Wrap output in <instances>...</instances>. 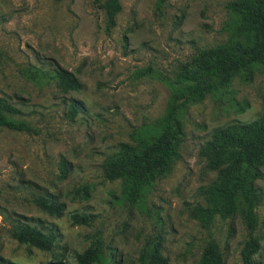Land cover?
I'll use <instances>...</instances> for the list:
<instances>
[{
	"label": "rangeland",
	"instance_id": "obj_1",
	"mask_svg": "<svg viewBox=\"0 0 264 264\" xmlns=\"http://www.w3.org/2000/svg\"><path fill=\"white\" fill-rule=\"evenodd\" d=\"M229 1L167 0L157 12L155 0H119L116 25L107 30L105 10L93 0H0V98L20 110L12 119L32 128L0 130V264H76L75 256L96 236L105 262L115 264H139L140 250L157 236L170 264H197L210 241L226 264H242L245 242L256 237L260 249L253 261L264 264V201L252 232L238 216L204 228L190 215L205 204L200 190L216 178L200 148L214 130L264 113V66L249 83L235 78L222 99L206 97L188 108L178 158L141 203L126 201L119 181L106 180L102 167L119 144L149 143L164 113L168 89L139 72L150 67L171 78L197 50L224 43ZM58 69L72 73L81 90L64 93L53 80L34 79V70ZM71 100L82 106L73 120L66 115ZM261 170L256 183L264 193ZM38 196L63 203V216L38 209ZM73 212L94 215V222L73 226ZM18 219L53 231V250L18 244L10 236Z\"/></svg>",
	"mask_w": 264,
	"mask_h": 264
},
{
	"label": "trees",
	"instance_id": "obj_2",
	"mask_svg": "<svg viewBox=\"0 0 264 264\" xmlns=\"http://www.w3.org/2000/svg\"><path fill=\"white\" fill-rule=\"evenodd\" d=\"M105 10L107 30L116 25V16L121 12L119 0H93ZM167 0H155V8L160 12ZM228 20L223 29L227 40L216 46L199 49L178 65L173 77L155 74L150 67L141 70L138 77L158 79L168 89L170 96L164 113L158 120L151 141L140 148L127 143L119 144L103 163L104 178L119 181L122 196L126 201L141 203L145 193L156 180L166 175L179 155L180 140L183 135V115L188 108L202 102L206 97L219 100L228 94L235 78L244 83L253 79L254 71L264 66V0H231L225 4ZM34 79L53 80L64 93L79 92L82 88L75 76L62 69L53 73L34 70ZM82 111L78 101L71 100L67 117L73 120ZM20 110L0 98V130L30 133L32 128L24 121L11 118ZM199 156L206 167L215 172L216 178L200 194L204 205L191 209L192 219L202 227L209 228L218 218L226 220L238 216L250 232L258 226L257 207L264 201V193L257 186L263 178L264 166V113L248 123H234L216 129L211 138L199 150ZM62 176L66 168H61ZM89 197L87 187L82 198ZM42 212L62 217L65 206L54 197L38 196L33 199ZM73 226L89 227L94 215L69 213ZM10 236L20 245H26L43 252H51L57 235L53 231L44 232L35 225L15 220L10 227ZM260 249L259 239L251 237L241 251L242 264H254L253 257ZM76 264H115L105 262L99 237H94L89 246L75 256ZM139 264H170L162 253L160 236L144 244L138 255ZM50 264H64L53 261ZM197 264H226L219 245L210 241L203 248Z\"/></svg>",
	"mask_w": 264,
	"mask_h": 264
}]
</instances>
